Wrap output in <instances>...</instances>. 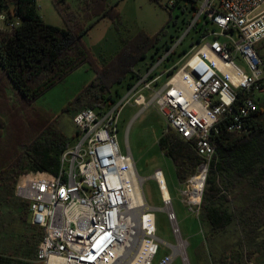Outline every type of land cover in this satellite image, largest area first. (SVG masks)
I'll return each mask as SVG.
<instances>
[{
  "label": "built area",
  "instance_id": "built-area-1",
  "mask_svg": "<svg viewBox=\"0 0 264 264\" xmlns=\"http://www.w3.org/2000/svg\"><path fill=\"white\" fill-rule=\"evenodd\" d=\"M202 20L205 29L196 50L168 68ZM19 25L18 18L0 13V32ZM177 40L158 52L115 102L73 116L77 141L62 153L58 174L20 176L15 197L29 204L30 223L42 231L36 264H152L158 254L160 240L143 190L145 179L118 142L121 113L131 104L142 108L139 114L155 106L166 121V132L172 130L194 144L202 161L182 183L181 194L199 219L216 155L212 138L221 129L248 132L255 111L264 104V0H205ZM152 178L176 240L164 264L177 256L190 264L189 244L162 170Z\"/></svg>",
  "mask_w": 264,
  "mask_h": 264
},
{
  "label": "trees",
  "instance_id": "trees-1",
  "mask_svg": "<svg viewBox=\"0 0 264 264\" xmlns=\"http://www.w3.org/2000/svg\"><path fill=\"white\" fill-rule=\"evenodd\" d=\"M51 2L64 28L44 21L37 0H0V13L20 20L12 32H0V193L5 191L8 201L20 203L29 253L33 254L30 260H22L0 251V264H34L42 231L28 221L29 204L20 202L14 190L24 174H58L61 155L71 146L72 139L62 133L56 120L38 111L33 103L89 63L96 77L79 94L74 113L86 108L103 110L121 95L119 90L113 94V87L126 81L129 85L141 72L137 66L161 36L151 37L141 30L131 39L124 38L117 55L101 64L84 37L88 28L102 18L122 24L116 6L110 0H76L75 6L70 0ZM160 49L156 48L152 58ZM11 86L16 91L14 98L6 93ZM212 139L216 155L201 202L199 218L205 227V239L197 256L200 261L210 260V264H226L230 259L236 264H251L256 255L264 254V240L248 248L244 244L247 239L255 241L264 229V105L255 111L248 132L221 129ZM159 147L173 161L181 184L202 161L194 144L172 130L160 138ZM3 212L0 209V216ZM231 230L239 242L212 258L214 242Z\"/></svg>",
  "mask_w": 264,
  "mask_h": 264
},
{
  "label": "rangeland",
  "instance_id": "rangeland-1",
  "mask_svg": "<svg viewBox=\"0 0 264 264\" xmlns=\"http://www.w3.org/2000/svg\"><path fill=\"white\" fill-rule=\"evenodd\" d=\"M110 2L116 6L122 24L115 25L109 18L97 20L88 28L84 41L98 62L102 64L117 55L123 47L122 40L124 38L131 39L137 36L141 30L151 37L161 33L156 47L136 68L143 72L151 62L156 48H161L159 52H162L173 40L178 41L177 39L185 34L205 0H110ZM70 3L75 6L76 0H70ZM37 5L46 23L60 28L65 27L51 0H37ZM203 24L204 20L191 32L179 52L168 64V68L180 62L182 58L190 56L196 50L197 42L205 29ZM158 54L155 56L157 57ZM238 63L245 67L243 62L238 60ZM95 77L96 73L91 65L85 63L33 103V107L38 111L56 120L62 133L72 139L71 145L77 141V129L73 123V116L77 112L74 113L77 98ZM164 81L165 79L162 83ZM126 82L115 85L112 93L119 90L123 94ZM15 92L12 86L6 91L7 95L13 98ZM13 98L11 99L13 100ZM141 109L134 104L124 108L120 116L118 142L123 153L128 151L131 153L138 174L145 179L143 184L145 198L149 206L153 208L156 217V236L160 240V249L152 264L167 262L173 254L171 246L176 242L167 215L163 211L164 204L158 184L152 178L155 171L159 169L163 172L182 237L189 244L187 254L190 264H210V260L200 261L197 256L198 245L204 236L205 227L200 222V218L198 219L184 204L181 194L183 187L177 178L175 165L159 147V140L167 130L166 121L155 106H149L139 114ZM6 196L5 191L0 193V209L4 210L0 216V251L12 254L18 259L30 260L33 254L29 253L31 248L28 246L25 223L20 217V203L8 201ZM263 240L264 229L258 234L255 241L247 239L244 244L248 248L256 246ZM238 242V235L231 230L214 242V251L211 257L218 258L223 251ZM168 264H183V262L181 257L177 256ZM226 264H236V261L230 259ZM251 264H264V254L256 255Z\"/></svg>",
  "mask_w": 264,
  "mask_h": 264
},
{
  "label": "crops",
  "instance_id": "crops-1",
  "mask_svg": "<svg viewBox=\"0 0 264 264\" xmlns=\"http://www.w3.org/2000/svg\"><path fill=\"white\" fill-rule=\"evenodd\" d=\"M44 21H45V20H44ZM239 199H240V201H241V200L243 201L244 197H240ZM204 239H205V238H204V236H203L201 243L204 241ZM201 243L198 245V249H197V251L199 250V247H200ZM33 263H35V261H33Z\"/></svg>",
  "mask_w": 264,
  "mask_h": 264
},
{
  "label": "bare ground",
  "instance_id": "bare-ground-1",
  "mask_svg": "<svg viewBox=\"0 0 264 264\" xmlns=\"http://www.w3.org/2000/svg\"><path fill=\"white\" fill-rule=\"evenodd\" d=\"M166 193H167V192H166ZM196 194H197V192H195V196H197Z\"/></svg>",
  "mask_w": 264,
  "mask_h": 264
}]
</instances>
